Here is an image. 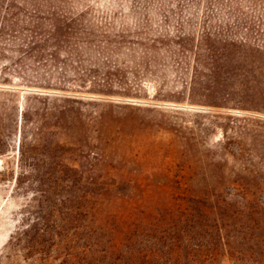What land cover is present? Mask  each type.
<instances>
[{
	"label": "rangeland",
	"instance_id": "374dc122",
	"mask_svg": "<svg viewBox=\"0 0 264 264\" xmlns=\"http://www.w3.org/2000/svg\"><path fill=\"white\" fill-rule=\"evenodd\" d=\"M238 1L222 0L218 6L214 0H158L156 15L149 13L145 19L137 16L146 13L144 0H115L113 6L94 0L78 7L75 13L93 11L87 19L97 32L106 30L111 41L125 36V43L117 47L120 56L115 53L111 61L105 60L103 68H83L94 73L83 77L80 88L35 80L19 69L27 63L11 59L10 53L0 56V264H23L20 258H10V240L29 218V184L37 175L22 173L45 161L75 168L84 184H139L144 192L139 206L145 211L167 208L172 193L182 192L172 184H191L197 191L247 188V204L264 212V65L259 69L261 63L242 60L227 65L249 86L247 94L190 93L195 46L206 32L212 34L213 44L241 42L264 54V17L258 11L264 0H252L256 7L248 3L251 0ZM237 4L249 24L239 21ZM146 19L154 35L147 40L151 52L144 55L141 47L128 42H139L134 32ZM176 43H184L186 49ZM90 81L97 85L91 87ZM54 99L75 101L68 106L78 113V126L66 118V127L59 130L53 118L49 130L54 132L52 140L64 146L61 153L46 156L39 150L22 157V112L31 133L40 125L36 114L54 112L51 103L60 105ZM101 256L104 253H94ZM106 256L110 260L104 264H118L124 256L138 258L134 264H154L153 253L143 247L135 252L116 247Z\"/></svg>",
	"mask_w": 264,
	"mask_h": 264
},
{
	"label": "trees",
	"instance_id": "16d2710c",
	"mask_svg": "<svg viewBox=\"0 0 264 264\" xmlns=\"http://www.w3.org/2000/svg\"><path fill=\"white\" fill-rule=\"evenodd\" d=\"M90 1L94 0H0V56L10 53L11 59L27 63L19 69L35 80L82 87L83 77L94 73L83 68L105 67V60L111 61L115 53L120 56L117 47L125 43V36H117L121 42L111 41L106 30L97 32L87 19L92 10L75 13ZM114 1L104 0V5L113 6ZM157 2L144 0L146 13L137 16L156 15ZM234 2L241 1L228 0ZM248 3L257 6L252 0ZM214 4L221 6L222 0ZM235 11L240 22L250 23L241 4ZM258 11L264 17V8L259 5ZM147 23L146 19L138 24L134 32L139 42H128L141 47L144 55L153 47L147 40L154 31ZM211 35L203 34L195 46L190 93L203 90L209 97L223 91L229 96L237 90L247 94L249 86L231 74L227 65L234 60L256 61L262 69L264 54L241 42L215 40L217 45L213 44ZM176 44L186 49L184 43ZM90 84L93 87L97 82ZM54 101L60 105L51 103L49 109L54 112L36 114L40 125L31 133L27 114L22 112L18 146L22 157L39 150L46 156L61 153L64 146L52 140L54 132L49 130L53 118V127L59 130L66 127V118L78 126V113L68 106L75 101ZM28 139L34 143L29 145ZM29 170L22 175H37L34 184H29V218L10 240V258H20L23 264H104L110 260L107 251L116 247L125 252L146 248L153 253L154 264H177L181 259L187 264H264V212L247 204L251 195L247 188L197 191L191 184H172L182 192L172 193L169 206L145 211L139 206L144 195L139 184H84L78 170L60 161L33 164ZM98 252L104 256L94 257ZM133 261L139 259L124 256L116 262Z\"/></svg>",
	"mask_w": 264,
	"mask_h": 264
},
{
	"label": "water",
	"instance_id": "95a60500",
	"mask_svg": "<svg viewBox=\"0 0 264 264\" xmlns=\"http://www.w3.org/2000/svg\"><path fill=\"white\" fill-rule=\"evenodd\" d=\"M1 166H2V161H0V169H1Z\"/></svg>",
	"mask_w": 264,
	"mask_h": 264
}]
</instances>
